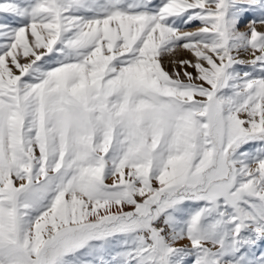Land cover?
I'll list each match as a JSON object with an SVG mask.
<instances>
[{
  "label": "snow or ice",
  "instance_id": "obj_1",
  "mask_svg": "<svg viewBox=\"0 0 264 264\" xmlns=\"http://www.w3.org/2000/svg\"><path fill=\"white\" fill-rule=\"evenodd\" d=\"M0 264H264V0H0Z\"/></svg>",
  "mask_w": 264,
  "mask_h": 264
}]
</instances>
